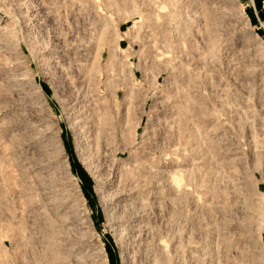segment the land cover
<instances>
[{
    "label": "rangeland",
    "instance_id": "1",
    "mask_svg": "<svg viewBox=\"0 0 264 264\" xmlns=\"http://www.w3.org/2000/svg\"><path fill=\"white\" fill-rule=\"evenodd\" d=\"M0 264H264V0H0Z\"/></svg>",
    "mask_w": 264,
    "mask_h": 264
}]
</instances>
